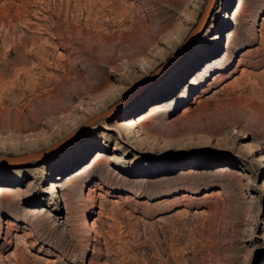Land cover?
<instances>
[{
    "label": "rangeland",
    "instance_id": "obj_1",
    "mask_svg": "<svg viewBox=\"0 0 264 264\" xmlns=\"http://www.w3.org/2000/svg\"><path fill=\"white\" fill-rule=\"evenodd\" d=\"M206 2L0 0V264H264V0Z\"/></svg>",
    "mask_w": 264,
    "mask_h": 264
},
{
    "label": "bare ground",
    "instance_id": "obj_2",
    "mask_svg": "<svg viewBox=\"0 0 264 264\" xmlns=\"http://www.w3.org/2000/svg\"><path fill=\"white\" fill-rule=\"evenodd\" d=\"M237 1V6H236V9H235V14L236 13H238L240 10H241V8H242V0H236ZM204 9H203V13L201 14V21H203V17H205L204 16V14H205V10H207V5H205L204 7H203ZM263 20H264V17L262 18V22L260 23V27L262 26V24H263ZM209 63L210 62H206V64H207V66H209ZM207 66L204 68L205 70H206V68H207ZM201 72H197V75H199ZM194 79H195V76L194 77H192V79L190 80V83L191 82H193L194 81ZM214 79V78H213ZM193 84V83H192ZM142 118H141V116H139V118L137 119V121H136V123L137 122H139L140 121V123L142 122V120H141ZM139 124V123H138ZM51 184H53V183H51ZM54 185V184H53ZM52 188V187H51ZM12 190L11 189H8V188H3V189H0V194L1 193H10ZM206 195V194H205ZM31 214H36V212H30ZM6 223H7V225L8 224H10L9 222H7V221H5ZM88 222V221H87ZM85 229V228H84ZM93 229V228H92ZM94 231V230H93Z\"/></svg>",
    "mask_w": 264,
    "mask_h": 264
},
{
    "label": "water",
    "instance_id": "obj_3",
    "mask_svg": "<svg viewBox=\"0 0 264 264\" xmlns=\"http://www.w3.org/2000/svg\"><path fill=\"white\" fill-rule=\"evenodd\" d=\"M212 3H213V0H207V2H206V4L205 5H207V10H205V14H204V16L205 17H203L204 19L206 18V16H207V14H208V11H209V9H210V7H211V5H212ZM203 19V20H204ZM202 22V21H201ZM112 111V107H110L108 110H106V111H103V112H101L99 115L100 116H102V115H105V114H108V113H110ZM38 155V153H28V154H25V155H23L22 157V159H25V160H27V159H30V158H32V157H36Z\"/></svg>",
    "mask_w": 264,
    "mask_h": 264
}]
</instances>
